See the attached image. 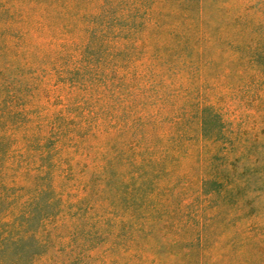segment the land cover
<instances>
[{
    "label": "trees",
    "instance_id": "16d2710c",
    "mask_svg": "<svg viewBox=\"0 0 264 264\" xmlns=\"http://www.w3.org/2000/svg\"><path fill=\"white\" fill-rule=\"evenodd\" d=\"M0 57L25 78L0 65V191H24L0 196V264H161L116 230L124 199L183 239L246 196L235 110L264 119V0H0Z\"/></svg>",
    "mask_w": 264,
    "mask_h": 264
},
{
    "label": "rangeland",
    "instance_id": "374dc122",
    "mask_svg": "<svg viewBox=\"0 0 264 264\" xmlns=\"http://www.w3.org/2000/svg\"><path fill=\"white\" fill-rule=\"evenodd\" d=\"M252 1L260 3L263 0ZM165 58L168 60L166 61ZM165 58L160 59L161 69L165 73L168 74L171 71L170 69H175L180 71L184 80L189 79L181 58H173L169 55H166ZM187 58L194 61L197 57L192 54L188 55ZM0 65L5 68V72L9 77L25 80L22 76L23 69L17 63L13 64L6 61L5 57H0ZM235 111V114L242 118L245 122L243 123L244 126L247 127L246 133L241 136L244 140L242 154L245 159L242 158L233 162V165H236V173L245 172L243 179L247 194L244 198L236 197L237 199H234L230 195L229 198L217 197L215 202L219 206L215 213L211 214L210 220H204L203 222L198 220L196 231L191 230V225L194 227L192 223L178 226L181 229L184 228L183 232H185L186 237L183 239L178 238L173 233V228L165 224L155 213H131L132 203L127 199H124L116 207V213H111L116 230L125 236L123 238L125 243H128L126 236L130 237L131 235V244H133L134 250L140 255L146 256L147 262L201 264L202 248L204 247L210 249L215 255H219V261L222 264H245L248 261L257 263L264 261V119L261 117L262 110L254 113V110L242 107L240 112L239 110ZM230 136L231 134H229V139ZM254 165L258 166L255 167ZM14 174L19 179L20 172ZM184 181L181 180L179 186ZM19 182L15 181L10 186V190H1L0 196L3 194L20 195L24 191L20 189L22 184ZM106 185H108V182H106ZM186 187L190 190L192 184L189 183ZM206 188H213V185H208ZM33 189H28V191L31 193ZM188 197L185 199L189 200L191 198ZM174 201L172 200V202ZM177 202L179 201L177 200ZM196 205L194 203L178 213L171 210V214L174 213V216L182 218L187 211L195 213ZM4 206L3 204L2 207ZM140 209L145 210L143 207ZM172 209L174 210V207ZM171 211L169 209V212ZM38 214H33V217L36 216L34 222L37 221ZM13 215L15 213H0V217L3 216L6 220H11ZM201 215L207 216L208 213L203 211ZM12 230L13 232L16 231L15 228ZM33 249L32 252L36 253L37 248ZM60 258L62 259L61 256L50 259L42 258L36 264H64L63 260L60 263L57 262Z\"/></svg>",
    "mask_w": 264,
    "mask_h": 264
}]
</instances>
